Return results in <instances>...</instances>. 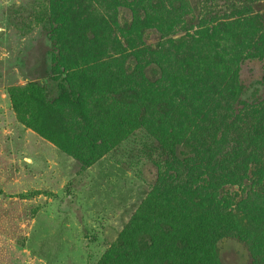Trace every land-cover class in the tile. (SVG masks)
<instances>
[{
    "label": "rangeland",
    "instance_id": "rangeland-1",
    "mask_svg": "<svg viewBox=\"0 0 264 264\" xmlns=\"http://www.w3.org/2000/svg\"><path fill=\"white\" fill-rule=\"evenodd\" d=\"M249 1L176 0V17L159 15L149 24L134 20L129 0H115L105 8L118 22H88L84 49L107 60L90 65L74 87L82 91L90 117H98L95 112L118 85L109 60L120 59L129 68L124 90L134 119L114 143L92 149L99 141L83 131L78 139L79 125L66 110L45 120L43 132L26 124L33 112L28 84L43 82L61 64L58 37L50 33L51 0H0V264H98L145 208L167 165L154 133L162 127L156 105L166 97L171 107L190 111L192 103L187 92L165 93L162 84L148 83L147 64L164 57L167 40L180 41L177 57L191 64L205 49L241 54L238 81L249 88L241 101L253 90L262 100L264 60L246 47L242 25ZM254 1L264 19V0ZM160 22H173L168 33L149 28ZM79 157L90 164L82 167ZM217 249L223 264L250 259L248 246L236 238L221 239Z\"/></svg>",
    "mask_w": 264,
    "mask_h": 264
},
{
    "label": "trees",
    "instance_id": "trees-1",
    "mask_svg": "<svg viewBox=\"0 0 264 264\" xmlns=\"http://www.w3.org/2000/svg\"><path fill=\"white\" fill-rule=\"evenodd\" d=\"M114 1L51 0L50 33L58 37L61 64L43 82L28 84L33 107L28 126L43 132L45 120L66 110L79 125L75 129L78 139L83 131L88 140L99 141L89 146L95 149L104 142L111 145L133 125L123 79L129 68L123 69L120 59L109 60L118 85L104 107L95 112L98 117H90L82 91L74 87L90 65L107 60L96 58L100 53L85 51L87 40L82 39V32L88 22L100 27L102 22H118L105 8ZM173 1L129 0L126 4L132 5L135 21L142 17L140 22L152 24L159 15L176 17ZM249 2L250 6L242 7L246 47L252 45L256 57L264 60V19L257 2ZM171 23L149 28L166 34ZM166 42L164 57L147 64L148 83L162 84L165 93L172 89L189 93L191 108H173L166 97L156 105L161 110L162 127L154 133L166 169L145 208L98 264H223L217 243L226 237L248 246L247 264H264V97L259 101L253 90L251 97L241 101L249 89L238 81V65L244 61L241 54L226 57L205 49L191 64L177 57L183 46L180 41ZM223 77L226 84L219 80ZM258 85L264 91V75ZM65 126L71 129L68 122ZM78 160L86 167L91 159Z\"/></svg>",
    "mask_w": 264,
    "mask_h": 264
}]
</instances>
